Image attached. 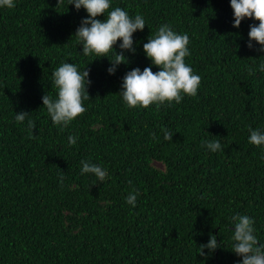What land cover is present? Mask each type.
Instances as JSON below:
<instances>
[{
  "label": "trees",
  "instance_id": "obj_1",
  "mask_svg": "<svg viewBox=\"0 0 264 264\" xmlns=\"http://www.w3.org/2000/svg\"><path fill=\"white\" fill-rule=\"evenodd\" d=\"M110 3L146 22L133 34L136 54L125 52L129 63L114 75L111 52L82 54L75 33L88 14L70 0L0 7V264H241L233 215L253 219L264 245V146L249 143V128L264 132V52L255 41L247 47L258 21L234 28L230 0ZM161 25L188 35L197 95L130 108L119 94L123 78L134 68L160 70L143 45ZM64 63L87 67L91 81L86 111L67 127L53 123L42 99L57 98L52 73ZM21 112L34 130L16 121ZM217 139L221 150L201 146ZM81 161L107 177L81 174ZM130 193H138L135 207ZM210 233L221 247L200 256Z\"/></svg>",
  "mask_w": 264,
  "mask_h": 264
},
{
  "label": "clouds",
  "instance_id": "obj_2",
  "mask_svg": "<svg viewBox=\"0 0 264 264\" xmlns=\"http://www.w3.org/2000/svg\"><path fill=\"white\" fill-rule=\"evenodd\" d=\"M70 4L74 5L77 11L83 8L88 14V18L81 21V26L75 33L82 43V54L95 55L102 59L107 58L111 52L113 58L108 59L111 67L107 71L109 75H114L119 65L129 63L125 52L136 54L133 34L138 30H144L146 26L144 17L140 14L134 18L130 17L120 7L110 10V0H70ZM14 6V0H0V7ZM230 7L234 13V28L238 29L246 18L258 21V25H250L247 47L252 49L251 41H255L261 46L260 51L264 52V0H230ZM100 16H104L105 19L103 21L97 19ZM117 41H122L119 53L114 50ZM188 44V35L177 34L170 25H161L155 35L148 38V42L143 45V51L152 65L160 70L154 73L151 67H146L143 71L134 68L126 73L119 94L127 106L135 108L139 105L147 109L150 105L156 104L158 110L165 102L169 106L173 101L179 104L183 99L181 93L191 97L197 95L201 78L185 63V57L190 55ZM259 69L264 71V64H260ZM249 72L254 74L252 68H249ZM52 76L58 89L57 98L44 95L43 106L46 107L55 125L67 127L71 121L86 111L83 101L90 99L87 91L91 85L89 70L86 67L79 71L74 64L64 63L52 73ZM28 118L27 112L16 113L15 116L18 123ZM28 128L35 129L31 119H28ZM161 131L164 140H172L173 134L170 130L162 128ZM249 132V143L264 146V132L251 128ZM153 138L158 139L155 134ZM77 139L78 137L69 136L68 142L75 145ZM201 146H206L212 152L222 148L218 139L202 140ZM81 165V174L94 173L100 181L108 175L106 169L90 161H81ZM60 179L63 181V176ZM137 195L138 193H130L126 202L135 207ZM231 219L234 222L232 252L242 258L241 264H264V245L260 244L254 235L255 221L247 215H233ZM219 247L221 243L218 244L217 237L210 233L208 243L199 245L198 255L205 256L204 250L208 249L210 256Z\"/></svg>",
  "mask_w": 264,
  "mask_h": 264
},
{
  "label": "rangeland",
  "instance_id": "obj_3",
  "mask_svg": "<svg viewBox=\"0 0 264 264\" xmlns=\"http://www.w3.org/2000/svg\"><path fill=\"white\" fill-rule=\"evenodd\" d=\"M159 166H161V165H159Z\"/></svg>",
  "mask_w": 264,
  "mask_h": 264
}]
</instances>
